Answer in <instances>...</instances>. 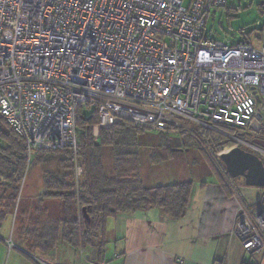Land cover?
I'll list each match as a JSON object with an SVG mask.
<instances>
[{"label":"built area","instance_id":"obj_1","mask_svg":"<svg viewBox=\"0 0 264 264\" xmlns=\"http://www.w3.org/2000/svg\"><path fill=\"white\" fill-rule=\"evenodd\" d=\"M183 2L0 0V114L28 155L75 150L82 109L95 111L106 129L121 121L186 134L194 133L190 124L263 129L264 45L225 46L205 34V17L226 0ZM227 137L264 157L252 143ZM223 183L237 203L233 232L241 247L264 252V199L256 208L227 173ZM78 255L80 264H93L81 248Z\"/></svg>","mask_w":264,"mask_h":264},{"label":"trees","instance_id":"obj_2","mask_svg":"<svg viewBox=\"0 0 264 264\" xmlns=\"http://www.w3.org/2000/svg\"><path fill=\"white\" fill-rule=\"evenodd\" d=\"M96 128L98 132L94 134ZM218 130L220 132L199 127L192 130L193 134L171 130L160 132L136 126L129 121L117 122L106 129L99 127L95 111L86 112L82 109L77 116L75 150L71 147L60 150L39 149L29 156L24 140L0 114V228L5 221L12 219L13 248L21 251L31 262L35 261V257L32 253H27L26 249V245H29L30 251L33 248L28 243L31 238L24 236L31 229L30 226L34 229L37 241L34 248L42 254H51L62 243L64 248L71 250L81 248L83 257L93 264H109L105 255L107 219L158 209L170 220H179L186 212L192 196L191 181L164 186L143 185L138 177L141 167V139L146 137L148 140H156L160 149H169L171 152L174 144L170 141L178 138L181 141L180 148L191 146L205 154L207 146L214 153L234 147L236 143L228 135L250 143L256 138L251 136L247 140L246 136L253 134L222 126ZM152 134L155 136H150ZM263 134L264 128L258 132L260 136ZM107 156L109 163L106 162ZM150 163H156L152 156ZM33 165L43 170V189L32 201L27 195H23L22 183L26 170ZM78 168L81 170L80 174L76 171ZM225 177L226 171L221 175V181L216 177L223 188ZM230 180L234 182L236 194L240 196L239 186L234 179ZM225 190L230 193L227 188ZM58 200L62 215L54 223L50 224L41 215H34V209L35 213L37 211L40 214L39 208L45 207L47 201ZM25 204L27 205L24 207ZM45 210L42 209V213ZM31 215H34V221ZM23 216H26L27 221ZM28 220H32L33 225L29 226ZM92 251H95L94 260ZM75 253V263L80 264L77 263L78 251ZM37 261L40 262L36 260L32 263L39 264Z\"/></svg>","mask_w":264,"mask_h":264},{"label":"crops","instance_id":"obj_3","mask_svg":"<svg viewBox=\"0 0 264 264\" xmlns=\"http://www.w3.org/2000/svg\"><path fill=\"white\" fill-rule=\"evenodd\" d=\"M37 177L31 194L43 189L42 175ZM214 180L191 181L190 203L179 220L158 209L111 219L114 257L121 264H264L263 255H248L241 247L233 232L236 201ZM258 190L264 189L239 186L250 205L260 202ZM0 249V264H32L18 249Z\"/></svg>","mask_w":264,"mask_h":264},{"label":"rangeland","instance_id":"obj_4","mask_svg":"<svg viewBox=\"0 0 264 264\" xmlns=\"http://www.w3.org/2000/svg\"><path fill=\"white\" fill-rule=\"evenodd\" d=\"M183 3L184 6L187 7L189 4V0H184ZM205 34L213 41L221 43L225 46H234L241 41H247L254 47H259L261 45H264V0H226L225 7L215 10L213 17H212V12L207 17H205ZM85 115L87 116L88 113H86ZM260 122L261 124H264V110ZM188 126H190V128L193 131L198 129V127L192 124ZM259 126H260L259 123H257L250 130V132L248 131V133H251L253 135L246 136L247 140L250 139L251 136L258 137L257 133L259 131L257 130ZM97 132L98 129L94 131V134H97ZM229 133L231 134V132ZM231 135H233V133ZM150 136H155V135L152 134ZM262 137H264V134L262 135ZM145 138L146 137H143L141 139V143H142V146H140L141 167H139V173H138V177L142 181L144 186L147 187L154 185L164 186V185L178 183L181 181H188V182L192 181L198 183L201 181L212 182L215 181L214 179L216 177L218 178L219 181H221L220 177L225 171V169L219 160L218 154L220 153H214V151H212L209 146H207L208 148H206V151H204L205 154H201L191 146L187 148H180V147L176 148L175 146H173L172 151L169 152L168 151L169 149L167 150L160 149L159 142H156V140L153 141ZM240 140L246 145L250 143L244 141L243 139ZM233 141L236 143V140ZM235 147L236 148L238 147L246 152H251L248 148H245V145L243 144H241L240 146L239 143H236V145H234V147L232 148ZM228 149L230 148L224 149L221 153H227ZM151 156L156 161V163L153 164L150 163ZM259 156L261 155L259 154ZM260 158L264 164V157L261 156ZM108 160L109 157L107 156L106 162ZM42 173L43 170L40 169V167H35L34 165L30 166L26 170L24 181L22 183V189H23L22 193L25 196L27 195L28 198L32 201L36 198L35 196H37V193L33 192V194H31V192L29 191L33 187L35 182L38 181L37 176L39 174L41 176ZM234 181L239 186L244 185V180L242 178H236L234 179ZM41 182H43V180H41ZM241 189L242 188H240V191ZM258 192L260 194L259 201H262L264 199V190H258ZM229 195L234 199V196H232L231 194ZM241 198L243 199V197ZM26 205L27 204H25L24 207ZM21 206H23V203H21ZM44 206L45 207L43 208L42 206L41 208H39L40 214H37V211L35 213V209H34V215L35 216L41 215L44 218V220L45 219L49 220L50 224L54 223V221L57 220L58 217L62 215L60 200L47 201ZM42 209H46L45 210L46 212L42 213ZM34 215H31L33 221H34ZM25 217L26 216H23L22 218L25 221H27ZM32 220L31 221L28 220L29 226L33 225ZM12 228H13L12 219H8L1 226L0 237L2 241L10 237L13 230ZM30 228L31 229L27 231V234H25L24 236H28V238H31L28 241V243H30V245L33 248L30 251V249H28L29 245H26V249L28 250L27 253H32V256L35 257V261L39 260L40 262L37 261L39 264L41 263L76 264L75 261L77 260V255L75 252L78 251V249L71 250L69 248H64V246L61 245L62 243H60V245L56 249H54L51 254L45 255L37 251L34 248V245L37 244L34 229H32L33 228L32 226H30ZM113 230H114V224L113 221L109 218L107 219L105 226V251H106L105 255L109 264H121L120 257L119 258L114 257L115 245L112 240ZM233 230H235L234 227ZM3 245L4 243H1V246ZM34 250H36V252ZM245 252L248 253V255L250 254L263 255L264 257V252H259V253H255V252L253 253L248 251ZM78 259L80 258L78 257ZM35 261L32 260V262L34 263ZM77 263H80V261H78Z\"/></svg>","mask_w":264,"mask_h":264},{"label":"water","instance_id":"obj_5","mask_svg":"<svg viewBox=\"0 0 264 264\" xmlns=\"http://www.w3.org/2000/svg\"><path fill=\"white\" fill-rule=\"evenodd\" d=\"M176 148L181 147V141L173 138L170 141ZM252 144L264 150V141L254 140ZM219 160L231 179L242 178L247 188L264 189V165L258 156L240 148H232L221 154ZM95 251H92L94 260Z\"/></svg>","mask_w":264,"mask_h":264},{"label":"flooded vegetation","instance_id":"obj_6","mask_svg":"<svg viewBox=\"0 0 264 264\" xmlns=\"http://www.w3.org/2000/svg\"><path fill=\"white\" fill-rule=\"evenodd\" d=\"M261 130H263V129H260V130H258V131H261ZM257 134H258V133H257ZM254 140L264 141V137L258 135V137L254 138L253 141H254ZM253 145H254V144H253ZM254 146L257 147V148H259V149H261L260 147H258V146H256V145H254ZM237 148H238V147H237ZM261 150H263V149H261ZM249 153L258 156L257 154H255V153H253V152H249ZM258 158L261 160V158H260L259 156H258ZM261 161H262V160H261ZM262 162H263V161H262ZM227 175H228V174H227ZM228 176H229V175H228ZM230 179H231V178H230ZM260 202H261V201H260ZM260 202H258V203L255 204V205H252V206L258 208V207L261 206V203H260Z\"/></svg>","mask_w":264,"mask_h":264},{"label":"clouds","instance_id":"obj_7","mask_svg":"<svg viewBox=\"0 0 264 264\" xmlns=\"http://www.w3.org/2000/svg\"><path fill=\"white\" fill-rule=\"evenodd\" d=\"M264 165V164H263Z\"/></svg>","mask_w":264,"mask_h":264}]
</instances>
